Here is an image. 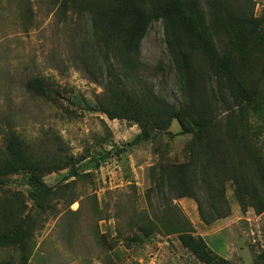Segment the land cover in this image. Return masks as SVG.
Masks as SVG:
<instances>
[{"label":"rangeland","instance_id":"obj_1","mask_svg":"<svg viewBox=\"0 0 264 264\" xmlns=\"http://www.w3.org/2000/svg\"><path fill=\"white\" fill-rule=\"evenodd\" d=\"M250 1L247 10L262 17L264 29V0ZM58 2L0 0V162L11 131L31 156L69 161L43 175L53 189L43 205L31 196L25 173L0 181V225L1 209L12 205L22 210L29 230L24 250L18 242L0 246V264H22L24 252L26 264H205L182 245V232L202 237L216 259L264 264V210L241 205L232 181L226 200H217L230 212L225 217L216 216L200 184L196 198L163 196L162 165L188 159L192 134L180 133L175 119L138 141L139 124L99 110L103 83L92 77L104 76L105 50L94 51L90 43L87 53L80 49L89 37L90 15L63 10ZM212 38L223 47L230 40L223 29L213 28ZM93 53L103 57L93 60ZM233 54V66L259 85L264 103V46L241 57ZM132 76L129 89L152 100L178 106L185 99L162 19L153 20L141 38ZM32 78L43 80L48 95L28 87ZM216 110L227 114L222 106ZM245 131L264 163V109L261 115L250 113Z\"/></svg>","mask_w":264,"mask_h":264},{"label":"trees","instance_id":"obj_2","mask_svg":"<svg viewBox=\"0 0 264 264\" xmlns=\"http://www.w3.org/2000/svg\"><path fill=\"white\" fill-rule=\"evenodd\" d=\"M247 3L251 1L58 2L63 10L70 8L90 15L89 37L80 49L87 53V43H90L94 51L105 50V56L99 57H103L100 64L104 76L92 77L103 83L104 90L97 98L99 110L110 119H125L139 124L138 141L148 139L154 130L167 129L176 119L181 127L180 133L193 136L188 147L189 157L181 163L162 165L159 188L163 196L169 192L171 199L196 198L197 187L201 185L217 217L230 213L224 210V205L221 210V203L217 201L226 200L228 181L233 182L234 194L241 205H251L259 213L264 210V163L245 131L250 113L261 115L263 112V91L254 81L242 78L230 58L233 53V56L241 57L264 46L263 19L251 15ZM155 19L164 22L165 40L172 52L180 90L185 98L178 106L163 99L152 100L140 89L130 90L127 84L138 62L140 40ZM213 28L215 32L221 29L227 32L230 40L226 48L214 42ZM94 55L91 56L93 60L99 59ZM79 56L84 54L79 53ZM85 58L82 57L83 60ZM117 62L120 65L117 66ZM28 87L40 96L48 95L40 78L30 79ZM221 106L227 111L223 117L216 110ZM6 148L7 153L0 162V181L10 174L25 173L32 186L31 196L43 205V198L53 190L43 180V175L67 167L68 159L33 157L23 140L12 131ZM1 211L4 224L0 225V246L18 242L24 250L25 235L29 230L24 227L22 210L5 205ZM180 238L182 245L205 264H234L227 258L216 259L202 237L182 232ZM26 262L24 252L22 264ZM2 264H11V261Z\"/></svg>","mask_w":264,"mask_h":264}]
</instances>
